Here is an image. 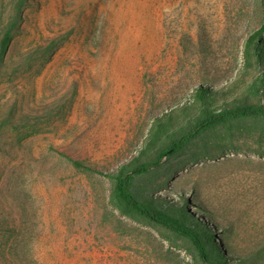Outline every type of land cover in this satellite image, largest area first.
Segmentation results:
<instances>
[{
	"label": "rangeland",
	"instance_id": "obj_1",
	"mask_svg": "<svg viewBox=\"0 0 264 264\" xmlns=\"http://www.w3.org/2000/svg\"><path fill=\"white\" fill-rule=\"evenodd\" d=\"M11 25L0 264H203L186 238L124 214L105 174L146 148L152 117L191 102L194 85L245 92L259 72L241 53L264 0H0V37ZM160 163L133 182L138 197L185 200L221 264H264V119L218 125Z\"/></svg>",
	"mask_w": 264,
	"mask_h": 264
},
{
	"label": "trees",
	"instance_id": "obj_2",
	"mask_svg": "<svg viewBox=\"0 0 264 264\" xmlns=\"http://www.w3.org/2000/svg\"><path fill=\"white\" fill-rule=\"evenodd\" d=\"M12 33L13 25L7 27L0 37V66L12 42ZM241 57L246 68L254 67L259 72L245 85L242 95L230 98V89L226 87L194 85L191 102L175 104L169 113L152 117L146 148L121 164L114 173L105 174L113 180L112 195L124 214L139 217L186 238L203 264H221V258L213 252V230L205 229L199 223H189L185 200L161 209L152 201L138 197L133 191V182L158 168L163 158L174 156L218 125L241 119H264V25L245 41ZM192 110H195L194 115L178 123V118ZM151 148L156 151L147 157L146 150ZM73 164L82 166L78 161H73Z\"/></svg>",
	"mask_w": 264,
	"mask_h": 264
},
{
	"label": "bare ground",
	"instance_id": "obj_3",
	"mask_svg": "<svg viewBox=\"0 0 264 264\" xmlns=\"http://www.w3.org/2000/svg\"><path fill=\"white\" fill-rule=\"evenodd\" d=\"M196 208L194 207L193 210H195Z\"/></svg>",
	"mask_w": 264,
	"mask_h": 264
}]
</instances>
